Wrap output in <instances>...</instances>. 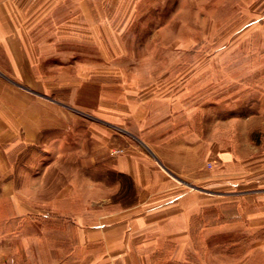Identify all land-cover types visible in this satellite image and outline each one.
I'll use <instances>...</instances> for the list:
<instances>
[{
    "label": "crops",
    "instance_id": "0c3cea01",
    "mask_svg": "<svg viewBox=\"0 0 264 264\" xmlns=\"http://www.w3.org/2000/svg\"><path fill=\"white\" fill-rule=\"evenodd\" d=\"M189 8L211 28L185 55ZM248 46L256 59L229 64ZM58 66L76 73L58 81ZM88 83L96 159L82 170L106 165L136 195L97 216L23 194L50 159L28 153L74 120L51 96ZM253 118L264 127V0H0V264H264V136L218 126Z\"/></svg>",
    "mask_w": 264,
    "mask_h": 264
},
{
    "label": "rangeland",
    "instance_id": "374dc122",
    "mask_svg": "<svg viewBox=\"0 0 264 264\" xmlns=\"http://www.w3.org/2000/svg\"><path fill=\"white\" fill-rule=\"evenodd\" d=\"M221 5L222 4H219L218 6ZM177 8L178 5L175 2L170 1L167 10L171 14L172 12L177 11ZM185 12V23L187 26L191 27V30L194 32L192 35H186V38L197 36L198 38H196V40H199L194 46L192 45L188 47L189 49H186L185 55H192L195 49L199 47L197 44L207 42L204 38L209 35L208 32L211 28V23L207 19L200 17L199 19L196 18L197 16L192 13L191 8L186 9ZM148 24L156 26V21L148 22ZM216 34L219 36V32ZM169 35H172V33L167 34V36ZM167 36H165L166 40ZM210 36L213 37V35ZM221 39H223V37ZM144 40L145 36H138V42L143 43L142 41ZM253 51L251 50V47L248 46L246 52L240 51L231 58H228L229 64H239L246 59H256V55ZM134 54L139 57L140 51H136ZM207 56V52L202 53V59H208ZM219 58L225 59V57ZM59 62L60 61L58 60L57 63ZM236 69L233 68V71ZM91 70H95V68ZM230 70L231 69H226L227 72ZM45 71L46 74H48V66L45 67ZM54 73L56 74L57 80L62 81L66 77L65 73L68 75L72 74L70 76L72 77L76 73V69H65L63 66H58ZM239 84L240 83H237V89L240 88ZM226 85L227 83L217 85L218 98L223 97V91ZM97 91V84L88 83L81 86L80 91L77 93L76 101L68 98L70 95L66 97V90L64 89H58V92L56 93L58 97L57 99L51 96L52 102L56 104L57 108L62 109V111H68V113L72 114V119L74 120L71 123L70 132H68L67 129L66 131L63 129L64 117L62 116L58 118V124H62V126H58L56 131V143L53 148H50L52 149L51 152L39 148V150H35L37 153L32 152L33 150L28 153L39 155L41 157H50L49 160H46L47 163L44 165L42 164V171L44 169L47 173L43 176V179L41 178V180L38 181L29 179L25 183V191L23 194L30 202L40 203L42 206L56 204L57 207H62L64 210L75 209L78 212L85 211L91 215L97 216V214L100 213H108L113 207H118L119 203L127 205L129 203L131 204L136 199L131 181L126 177L118 176L116 173L107 169L106 165L103 170L101 168L98 170L95 163L93 165L89 163L83 168L85 171L82 170L81 158L90 160L96 159V152L92 143V128L87 129L86 126V123H90L91 118L94 119L95 117L89 115V110L84 109V107L94 108L96 106L95 97ZM44 96L50 97V95ZM255 119L253 118L237 122L233 121L232 124H228L229 126L227 127L224 126V122H219L218 126H221L220 128L227 131L231 130L233 135L242 137L243 139L246 138V132L248 133V131L254 138L261 139L262 135L264 136V127H262V124H259V121ZM48 137V132L44 133L42 141L47 142L49 139ZM86 145L88 148L84 147ZM104 151L106 157L108 148H105ZM109 151H111V149ZM32 167L33 165H29L28 168L32 169ZM209 167L211 166L209 165ZM81 172H86V174L94 178L87 179ZM97 173L104 177L103 181L95 178ZM22 182L23 181H21V183ZM114 183L119 186L114 188ZM116 202H118V204H114Z\"/></svg>",
    "mask_w": 264,
    "mask_h": 264
},
{
    "label": "built area",
    "instance_id": "2783aa9c",
    "mask_svg": "<svg viewBox=\"0 0 264 264\" xmlns=\"http://www.w3.org/2000/svg\"><path fill=\"white\" fill-rule=\"evenodd\" d=\"M209 165L211 166L212 164H211V163H209Z\"/></svg>",
    "mask_w": 264,
    "mask_h": 264
}]
</instances>
